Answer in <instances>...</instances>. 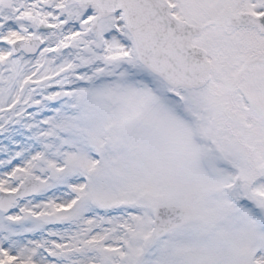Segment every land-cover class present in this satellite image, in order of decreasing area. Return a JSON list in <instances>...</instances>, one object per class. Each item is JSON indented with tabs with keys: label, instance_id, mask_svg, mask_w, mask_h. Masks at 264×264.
I'll return each instance as SVG.
<instances>
[{
	"label": "snow or ice",
	"instance_id": "obj_1",
	"mask_svg": "<svg viewBox=\"0 0 264 264\" xmlns=\"http://www.w3.org/2000/svg\"><path fill=\"white\" fill-rule=\"evenodd\" d=\"M0 264H264V0H0Z\"/></svg>",
	"mask_w": 264,
	"mask_h": 264
}]
</instances>
